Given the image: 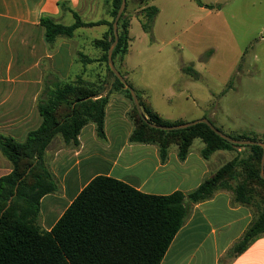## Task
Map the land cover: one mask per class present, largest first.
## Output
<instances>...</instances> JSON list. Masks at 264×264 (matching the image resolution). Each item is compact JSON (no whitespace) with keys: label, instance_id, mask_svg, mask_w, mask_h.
<instances>
[{"label":"trees","instance_id":"16d2710c","mask_svg":"<svg viewBox=\"0 0 264 264\" xmlns=\"http://www.w3.org/2000/svg\"><path fill=\"white\" fill-rule=\"evenodd\" d=\"M129 1L119 20V42L113 53L116 66L118 60L123 63L131 41ZM196 1L199 6L215 8ZM108 2L110 20L85 22L78 12L69 8L74 24L65 25L43 16L40 25L48 44H53L58 37L73 38L79 28L108 27L104 36L95 39L93 44L102 51L98 61L106 64L114 78L112 89L120 91L131 102L128 113L134 126L131 142L157 145L163 160L174 146L179 159L186 160L195 140L203 142L201 155L205 159L220 150L239 151L188 193L151 195L121 180L97 176L51 231H45L38 222L41 200L58 189L46 164V151L57 136L66 144H76L82 129L89 124H94L98 136L104 139L110 100V94L104 95L106 89L101 83L88 81L82 75L58 82L42 92L38 105L41 125L30 131L24 142L0 134V152L12 164V172L0 178V264H161L192 207L212 199L220 191H230L235 203L256 209V217L231 250L232 257L239 256L264 236V179L260 175L263 147L232 145L204 123L176 131L152 128L148 122L167 126L185 122L167 121L137 93L147 122L135 107L130 91L111 71L108 50L115 39L113 22L122 0ZM158 13L155 6L141 11L140 21L145 32H151ZM80 59L85 65L95 62L84 53ZM185 70L197 77L192 66ZM227 135L264 143V138Z\"/></svg>","mask_w":264,"mask_h":264},{"label":"crops","instance_id":"0c3cea01","mask_svg":"<svg viewBox=\"0 0 264 264\" xmlns=\"http://www.w3.org/2000/svg\"><path fill=\"white\" fill-rule=\"evenodd\" d=\"M151 1L133 0V9L128 14L132 15L131 25L134 17H138L141 24V11L152 6ZM224 2L229 6L233 0ZM212 3L216 7L221 4L218 1ZM241 4L244 14L247 5L254 8L251 11L252 23L256 22L264 32V0H242ZM204 5L209 4L204 2ZM69 8L78 12L85 22L110 20L108 0H0V134L24 142L28 133L41 125L38 105L45 89L61 81L73 80L78 75L96 82L86 74L93 65H96L97 71L103 69L98 61L102 53L93 58L95 62L92 64H84L74 71V57L82 53V44L77 40L76 33L73 38L58 37L53 44L45 40L41 18L50 16L65 24L67 14H72ZM198 8L213 14L214 8ZM217 9L221 12L223 8L218 6ZM101 11H105L107 16L99 19ZM247 24L246 20H241L242 26L248 27ZM102 26L106 28L105 34L108 27ZM130 38L128 53L123 63L118 62L121 65L117 66L124 76V72L130 70L131 34ZM112 85L113 82L107 85L104 92V95L110 94L106 108V137L100 138L95 125L89 124L82 129L76 144H66L61 137H56L46 151V164L58 183V189L41 200L38 222L45 231H51L97 176L121 180L151 195H169L177 191L188 193L232 159L230 151L224 150L205 159L201 155L204 144L197 140L184 161L179 159L175 146L163 160L157 145L131 142L134 126L128 113L132 105L120 91L113 90ZM134 89L149 101L145 92L140 94ZM202 118L205 116L193 118L190 122ZM176 121L184 120L180 117L173 122ZM218 161L225 162L218 164ZM11 172L12 164L0 152V178ZM255 217V208L235 203L230 191H220L212 199L192 207L161 264H264V236L255 240L239 256L231 255L232 248L241 240Z\"/></svg>","mask_w":264,"mask_h":264},{"label":"rangeland","instance_id":"374dc122","mask_svg":"<svg viewBox=\"0 0 264 264\" xmlns=\"http://www.w3.org/2000/svg\"><path fill=\"white\" fill-rule=\"evenodd\" d=\"M200 1L209 5L218 1L222 5L219 3L213 14H207L198 8L196 0H152L151 5L159 13L151 32H145L138 17H134L129 30L133 38L128 56L130 70L124 74L140 94L148 95L149 103L165 119L173 122L181 117L190 122L205 116L229 135L262 140L264 32L256 22L252 23L254 8L247 5L244 14L242 0H233L229 6L224 0ZM133 6L130 0L127 14ZM218 6L223 8L221 12ZM106 16L101 11L97 18ZM242 19L248 22V27L241 25ZM64 22L74 24L73 14L68 13ZM105 29L103 26L77 29L81 52L91 58L101 54L92 40L102 38ZM100 65L103 69L97 71L93 65L86 75L106 89L114 78L105 63ZM83 66L80 54L74 57L73 70ZM188 66L197 72L196 78L185 70ZM238 151H230L232 158ZM222 162L225 161L218 164Z\"/></svg>","mask_w":264,"mask_h":264},{"label":"water","instance_id":"95a60500","mask_svg":"<svg viewBox=\"0 0 264 264\" xmlns=\"http://www.w3.org/2000/svg\"><path fill=\"white\" fill-rule=\"evenodd\" d=\"M126 7H127V0H122L121 6H120V8H119V10L117 12V15H116V17L114 19V22H113V30H114L115 39H114L113 43L110 45L109 50H108V65H109L111 71L113 72V74L124 85L125 89H128L130 91L132 99H133V102H134V105L137 108L139 114L142 115L144 117V119L148 122V120L144 116V113H143L142 107L140 105V101H139L138 94H137L136 90L127 82L125 77L118 70V68H117V66H116V64L114 62V59H113L114 50H115V48H116V46H117V44L119 42V20L121 19ZM148 123H149V125L152 128L159 129V130H164V131L182 130V129H186V128L192 127V126H194L196 124H199V123H204V124L208 125L210 127V129L212 131H214L218 136L222 137L223 139H225L226 141H228L232 145H240V146L260 145L264 149V143H262V142L253 141V140H247V139H234V138L228 136L227 134H225L222 131H220L219 129H217L213 125V123L207 118H202V119L191 121V122H188V123L179 124V125H170V126L157 125V124L150 123V122H148ZM260 175L264 179V152H263V157H262Z\"/></svg>","mask_w":264,"mask_h":264}]
</instances>
